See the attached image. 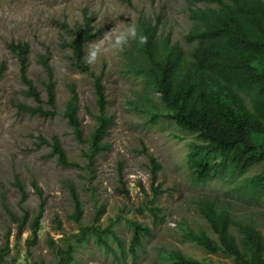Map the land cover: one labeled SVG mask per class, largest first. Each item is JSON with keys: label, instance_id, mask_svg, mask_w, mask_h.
Here are the masks:
<instances>
[{"label": "rangeland", "instance_id": "374dc122", "mask_svg": "<svg viewBox=\"0 0 264 264\" xmlns=\"http://www.w3.org/2000/svg\"><path fill=\"white\" fill-rule=\"evenodd\" d=\"M140 19L157 23L159 35L170 34L174 42L187 47L185 35L193 24L189 0H0V247L9 248L0 264H54L58 249L64 248L67 241L75 242L80 223L72 215L70 183L83 204V225L96 223L98 208L103 205L105 212L99 214L98 223L104 226L120 220L119 233L128 242L131 229L126 218L153 228L136 264H159V252L175 247L207 264L219 263L220 257L207 254L179 236V228L185 223L203 227L195 206L201 196L228 204L239 217H257L263 208L227 197L218 183L192 184L185 161L191 135L174 123L152 117L154 110L146 101L143 80L125 72L126 49L133 40L98 57L90 66L102 75L107 110L114 123L105 139L109 148L87 163L83 152L88 144L75 138L63 112L70 97L68 86L74 83L84 137L88 139L97 110L94 78L74 67L67 46L71 36L62 24L75 27L90 21L102 32L100 38L117 20L118 27L123 28L130 22L139 26ZM11 43L28 44V78L44 98L47 74L41 58L49 57L57 92L58 114L54 118L30 115L19 107L20 103L34 102L25 94L21 63L10 49ZM53 136L59 138L68 158L79 166L64 167L50 155ZM149 155L161 165L156 176ZM22 188L25 197L20 203ZM154 198L155 205L162 208V219L158 221L147 210ZM41 204L44 209L38 238L32 243L30 228L35 225ZM75 255L74 264H121L92 240L78 247ZM225 260L235 264L230 258ZM162 264L169 263L164 260Z\"/></svg>", "mask_w": 264, "mask_h": 264}, {"label": "trees", "instance_id": "16d2710c", "mask_svg": "<svg viewBox=\"0 0 264 264\" xmlns=\"http://www.w3.org/2000/svg\"><path fill=\"white\" fill-rule=\"evenodd\" d=\"M192 27L185 35L187 47L174 42L170 34L159 35L157 23L139 20V29L146 42L134 41L126 49V74L144 82L146 101L154 112L152 117L174 123L191 135L185 156L189 178L193 185L206 186L218 183L229 198L247 206L264 208V0H189ZM71 36L67 43L74 67L94 78L97 110L95 125L88 139L80 117V98L76 85L69 84L70 97L63 112L75 138L87 143L83 155L87 163L109 148L105 140L110 135L114 117L107 110L108 98L102 75L96 74L84 62L87 44L101 35L90 21L69 27L62 24ZM10 49L21 63V78L25 94L33 105L20 103L19 107L30 115L54 118L58 114L54 68L48 56L41 64L47 74L45 98L34 81L28 78L27 43H11ZM43 143L48 141L40 137ZM51 156L64 167L79 164L68 158L57 136L51 139ZM154 168L161 165L149 155ZM255 168L258 170L254 171ZM36 185V184H35ZM73 200V218L80 223L75 242H66L57 251L54 264H74L76 251L85 242L93 241L117 257L121 264H136L139 251L153 228L143 222L126 218L131 229L129 242L119 233L120 220H111L102 226L98 208L96 223L83 225L84 208L73 184L68 185ZM36 188L39 187L36 185ZM24 200L25 192L22 188ZM155 199L147 206L155 221L162 219V208ZM203 227L194 228L185 223L179 228L180 239L202 248L207 254L221 258L218 264H264V209L257 217L236 216L228 204L217 198L201 196L195 202ZM41 204L30 229L32 243L38 238ZM22 231V230H20ZM9 248L0 247V263ZM159 264H207L175 247L160 251ZM131 259V262L128 261ZM224 259V260H223ZM35 264H43L37 262Z\"/></svg>", "mask_w": 264, "mask_h": 264}, {"label": "clouds", "instance_id": "9594fccd", "mask_svg": "<svg viewBox=\"0 0 264 264\" xmlns=\"http://www.w3.org/2000/svg\"><path fill=\"white\" fill-rule=\"evenodd\" d=\"M117 20L111 30L105 32L102 37L87 44L84 52V62L89 66L95 64L98 57L107 55L112 50H119L126 46L130 40L138 41L139 44L146 42V36L139 29L135 22L128 23L125 27L119 28Z\"/></svg>", "mask_w": 264, "mask_h": 264}]
</instances>
